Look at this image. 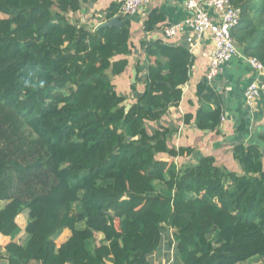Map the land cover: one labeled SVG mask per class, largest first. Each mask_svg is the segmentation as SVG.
Segmentation results:
<instances>
[{"label": "trees", "instance_id": "1", "mask_svg": "<svg viewBox=\"0 0 264 264\" xmlns=\"http://www.w3.org/2000/svg\"><path fill=\"white\" fill-rule=\"evenodd\" d=\"M89 1L0 0V233L18 234L19 214L27 222L22 242L5 247L7 264H151L165 231L182 264L264 260V133L233 144L241 173L212 155L178 166L173 158L194 149L169 146L175 129L159 121L179 105L194 56L141 40L147 62L135 65L126 108L111 76L128 64L130 17L119 27L72 22ZM231 2L242 10L236 44L264 65V0ZM164 19L152 8L143 31ZM195 95L184 123L220 134L222 94L203 76Z\"/></svg>", "mask_w": 264, "mask_h": 264}, {"label": "crops", "instance_id": "2", "mask_svg": "<svg viewBox=\"0 0 264 264\" xmlns=\"http://www.w3.org/2000/svg\"><path fill=\"white\" fill-rule=\"evenodd\" d=\"M117 1L122 0H91L83 4L78 11L69 12L68 17L72 22L78 25H82L87 29H95L100 23L107 20L105 19V10L109 4ZM152 8H158L165 19L155 30L144 32L143 22L147 19L149 11ZM187 16L188 13L183 5V0H150L145 7L130 16L131 27L129 45L131 53L125 56L128 60V64L121 74L116 75L119 77L117 83L112 81L117 92L126 94L130 97V104L134 100L130 93V86L131 83L135 81L133 80V70H136L135 65L139 63V65L143 67L147 62L145 50L140 45L141 40H154L158 38L166 43L176 45L185 44L188 29L179 31L177 35L171 38H166L163 34L162 27L163 25L183 22ZM211 47V38L209 35H204L202 40L189 50L194 56V63L189 71L188 81L182 86L183 94L181 101L177 107H170L159 121V124L175 129L172 137L168 140L169 146L178 147L184 145L191 146L194 149V153L192 152L188 156H177L173 158L177 165L180 164L178 166L185 163H194L197 159V155H212L217 165L227 168L225 162L229 160L233 162L232 160L234 159L231 157V148L234 143L238 141H243L244 143L257 142V133H264L262 118L264 93L259 95L253 106H248L246 104L243 95L245 86L251 80L258 78V80L264 81V73H260L256 76V73L251 67L239 58L225 62L212 82V85L215 86L218 92L223 96V113L219 126L221 133L217 134L214 131L198 129L193 124V119H191L190 123H184V114L188 112L194 114L198 107V100L195 95L196 84L205 74ZM120 57L122 56L118 55L115 58ZM117 84H122V88H125V85L128 84V87L127 89L118 90ZM136 88L138 93L143 89L141 81L136 84ZM240 124L245 126L242 131L237 130ZM161 156L164 159H170L167 155ZM22 221L26 223L25 213L19 214L16 217L20 232L13 238L9 235L0 233V264H7L5 247L10 242H15L17 244L22 242L21 239L25 236V228L21 225ZM68 233V230H64L59 236V239L66 238ZM100 236L101 235H99V237ZM171 239V232L165 231L162 235L159 247L149 254L151 264H182L180 258L175 254L173 244L169 243Z\"/></svg>", "mask_w": 264, "mask_h": 264}, {"label": "built area", "instance_id": "3", "mask_svg": "<svg viewBox=\"0 0 264 264\" xmlns=\"http://www.w3.org/2000/svg\"><path fill=\"white\" fill-rule=\"evenodd\" d=\"M150 0H122L116 16L130 17L145 7ZM188 13L180 23L163 26V34L171 38L179 31L188 29L185 45L191 50L203 38L209 35L212 47L209 51L208 66L205 71L207 82L212 85L222 65L233 58L245 61L256 73H264V65L254 56H246L236 44L232 29L237 26L241 17V7L231 0H183ZM264 93V81L255 78L244 88L243 95L248 106H253L260 94Z\"/></svg>", "mask_w": 264, "mask_h": 264}, {"label": "rangeland", "instance_id": "4", "mask_svg": "<svg viewBox=\"0 0 264 264\" xmlns=\"http://www.w3.org/2000/svg\"><path fill=\"white\" fill-rule=\"evenodd\" d=\"M112 77V81L113 82H115V83H117V80H119V77L118 76H116V75H112L111 76ZM118 85V84H117ZM122 85V84H121ZM121 85H118V90H123V89H127V87H128V84L127 85H125V88H122V86ZM128 104H130V101H129V99L127 100V105ZM263 150H264V147H263ZM232 157V156H231ZM231 157H230V159H231ZM233 159V158H232ZM233 162H231V160H229V161H227V162H225V164H226V166H227V168H229V169H231V170H235V171H237V172H239V173H241V171H242V169H241V166L239 165V163H237V161L236 160H232ZM262 162H263V165H264V156L262 157ZM181 163V162H180ZM233 163H235V164H233ZM178 165H180V164H178ZM24 221V220H23ZM21 222V225H23V227L25 228L26 227V225H27V222L25 223V222ZM25 232H26V230H25ZM248 264H264V260H260V259H256V260H253V261H251L250 263H248Z\"/></svg>", "mask_w": 264, "mask_h": 264}, {"label": "water", "instance_id": "5", "mask_svg": "<svg viewBox=\"0 0 264 264\" xmlns=\"http://www.w3.org/2000/svg\"><path fill=\"white\" fill-rule=\"evenodd\" d=\"M122 23V20L118 17V16H113L112 18L103 21L102 23H100V25H98V27L101 26H111V25H116V26H120ZM97 27V28H98ZM135 76H136V70H133V80H135ZM184 86V85H182ZM130 107V104L126 105V108Z\"/></svg>", "mask_w": 264, "mask_h": 264}]
</instances>
